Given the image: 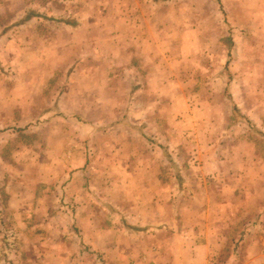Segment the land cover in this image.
Masks as SVG:
<instances>
[{"label": "rangeland", "instance_id": "rangeland-1", "mask_svg": "<svg viewBox=\"0 0 264 264\" xmlns=\"http://www.w3.org/2000/svg\"><path fill=\"white\" fill-rule=\"evenodd\" d=\"M251 79L264 0H0V264H126V228L159 249L221 214L206 264H238L264 223L237 200L264 174L263 105L237 104Z\"/></svg>", "mask_w": 264, "mask_h": 264}, {"label": "crops", "instance_id": "crops-1", "mask_svg": "<svg viewBox=\"0 0 264 264\" xmlns=\"http://www.w3.org/2000/svg\"><path fill=\"white\" fill-rule=\"evenodd\" d=\"M36 19L38 18H32L28 21H34ZM127 26H129V24H126V27ZM131 26L132 27L130 28V32H133V34L143 33L141 28H134L138 26L141 27V23L138 24L137 21H134L133 25ZM136 69L138 68L132 67L130 63L126 62V74H128L129 77L131 76L130 73ZM256 80L258 79H255L254 81H252L251 79L250 83L242 80L239 92L241 94V97L237 99V104L240 106L250 104L252 114H257L255 112L253 113V111H258L257 107L259 105H263L264 110V84L260 86L258 82L259 80ZM128 81L129 85L127 88L128 95L126 101V109L128 108L129 110V106L132 104V98L137 97L139 85L138 83L133 82L131 78H129ZM248 118L251 120V122L255 121L254 116ZM128 122H134L132 121L131 112H126V123ZM137 122H141L140 119H138ZM256 168V166H252L250 168L253 178L250 183V188L246 184L240 185L238 187L239 193L237 200L239 202L255 200L256 202L264 203V174H258L256 172ZM240 172L241 178H243V167L240 168ZM240 184H242V181H240ZM248 194L249 197H247ZM214 218H218V224L216 225V222L214 220L212 224H209L207 226L205 238L202 242L197 241L196 233L192 235L188 232V234L186 235L181 234L172 237L174 238L173 242H169V240L163 243L156 241L155 244L160 243L159 249L157 248L158 245L149 244L152 241H150L149 243L146 241H141V238H144L143 227H141L143 226V224H139L137 228H134V232H131L126 228V264H146L148 262H150L149 264H206L210 261H213L214 258L218 259L220 255L217 254V252H220L221 254L225 246L223 244L224 232H227L230 227L226 226V230L223 229V226H225L226 223V217H224L223 214ZM262 219H264V212L262 215ZM253 230L256 232V235L254 237H257V239L255 238L253 242L242 241V243H240L237 247V251H239L238 255H235V257L228 256L230 262H233L234 260V263L238 264H264V223L263 225L254 227ZM137 233H139L140 236H138ZM250 234H248L247 236H250ZM252 234H254V232H252ZM150 235H152V233H150ZM149 236H147V238ZM152 236H157V233ZM146 250L149 251L145 252V255H142V252ZM45 259L46 258L42 259L43 262L45 261ZM68 262L70 263L71 261H69L68 259Z\"/></svg>", "mask_w": 264, "mask_h": 264}, {"label": "trees", "instance_id": "trees-1", "mask_svg": "<svg viewBox=\"0 0 264 264\" xmlns=\"http://www.w3.org/2000/svg\"><path fill=\"white\" fill-rule=\"evenodd\" d=\"M41 15V13L37 9L29 8L26 13L24 14L23 18L20 20V22H26L32 18H38Z\"/></svg>", "mask_w": 264, "mask_h": 264}]
</instances>
